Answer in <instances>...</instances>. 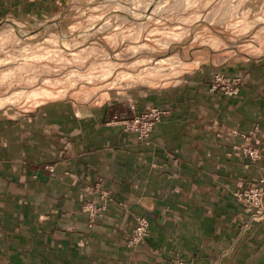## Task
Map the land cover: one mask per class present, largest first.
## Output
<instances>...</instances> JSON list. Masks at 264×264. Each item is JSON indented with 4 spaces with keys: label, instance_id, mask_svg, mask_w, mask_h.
Wrapping results in <instances>:
<instances>
[{
    "label": "crops",
    "instance_id": "obj_1",
    "mask_svg": "<svg viewBox=\"0 0 264 264\" xmlns=\"http://www.w3.org/2000/svg\"><path fill=\"white\" fill-rule=\"evenodd\" d=\"M77 1L0 0V20ZM246 12L196 21L243 25L177 52L169 79L0 107V264H264V214L236 194L264 178V149L252 161L239 147L264 131V33ZM218 72L241 78L238 95L209 90ZM152 107L169 113L148 139L126 129ZM141 217L148 234L130 244Z\"/></svg>",
    "mask_w": 264,
    "mask_h": 264
},
{
    "label": "rangeland",
    "instance_id": "obj_2",
    "mask_svg": "<svg viewBox=\"0 0 264 264\" xmlns=\"http://www.w3.org/2000/svg\"><path fill=\"white\" fill-rule=\"evenodd\" d=\"M164 1L81 0L60 14L0 20V107L59 90L121 89L126 81L156 75L169 79L181 73L172 68L179 62L177 52L203 41L224 45L225 39L215 36L214 29L231 34L243 25L238 18L214 20L212 29L205 22L194 25L201 19L212 21L219 13L246 9L245 15L258 23L254 29L264 33V0ZM105 21L107 26L99 27ZM193 27L190 38L188 29Z\"/></svg>",
    "mask_w": 264,
    "mask_h": 264
},
{
    "label": "built area",
    "instance_id": "obj_3",
    "mask_svg": "<svg viewBox=\"0 0 264 264\" xmlns=\"http://www.w3.org/2000/svg\"><path fill=\"white\" fill-rule=\"evenodd\" d=\"M209 90L211 92H223L226 95H238L241 90V78L229 77L218 72L211 80ZM166 110H161L158 107H152L149 111L135 115L132 119L123 121L127 130L138 132L140 137L148 139L156 124L161 118L168 114ZM237 134V131H235ZM243 144L239 145L242 153L250 157L252 161H257L261 158V151L264 149V131L259 127H255L251 133L243 134ZM240 200L245 202L249 211L254 217H262L264 214V178H261L257 183L249 186L244 191L236 193ZM85 208L89 211L92 217L99 210L96 204L89 202ZM149 221L145 217L139 219V223L134 230L130 244L139 243L147 234ZM179 264H189L185 261H180Z\"/></svg>",
    "mask_w": 264,
    "mask_h": 264
},
{
    "label": "bare ground",
    "instance_id": "obj_4",
    "mask_svg": "<svg viewBox=\"0 0 264 264\" xmlns=\"http://www.w3.org/2000/svg\"><path fill=\"white\" fill-rule=\"evenodd\" d=\"M165 1H167V0H165ZM165 1H164V2H165ZM159 2H160V1H159ZM161 2H162V1H161ZM162 3H163V2H162ZM149 4H150V3H149ZM149 4H148V5H149ZM159 4H160V3H159ZM146 6H147V5H146ZM152 7H153V6H152ZM154 9H155V8H154ZM144 14H145V13H144ZM148 14H150V13H147V15H148ZM145 15H146V14H145ZM106 23H107L106 21H105V22H102V25L99 26V27L104 26ZM100 24H101V23H100ZM106 26H107V24H106ZM95 27H96V24H95ZM99 27H98V28H99Z\"/></svg>",
    "mask_w": 264,
    "mask_h": 264
}]
</instances>
